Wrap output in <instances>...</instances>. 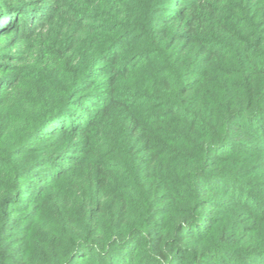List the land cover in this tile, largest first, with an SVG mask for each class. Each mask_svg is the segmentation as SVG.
<instances>
[{
  "label": "trees",
  "instance_id": "16d2710c",
  "mask_svg": "<svg viewBox=\"0 0 264 264\" xmlns=\"http://www.w3.org/2000/svg\"><path fill=\"white\" fill-rule=\"evenodd\" d=\"M0 264H264V0H0Z\"/></svg>",
  "mask_w": 264,
  "mask_h": 264
}]
</instances>
